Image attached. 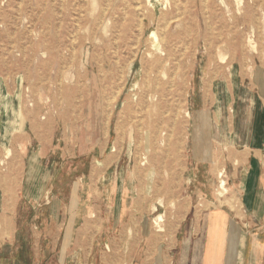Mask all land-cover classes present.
<instances>
[{
	"label": "rangeland",
	"instance_id": "rangeland-1",
	"mask_svg": "<svg viewBox=\"0 0 264 264\" xmlns=\"http://www.w3.org/2000/svg\"><path fill=\"white\" fill-rule=\"evenodd\" d=\"M193 1L0 0V264H202L217 213L250 262L264 0Z\"/></svg>",
	"mask_w": 264,
	"mask_h": 264
},
{
	"label": "crops",
	"instance_id": "crops-1",
	"mask_svg": "<svg viewBox=\"0 0 264 264\" xmlns=\"http://www.w3.org/2000/svg\"><path fill=\"white\" fill-rule=\"evenodd\" d=\"M263 111V110H262ZM247 113V112H246ZM264 113V112H263ZM238 117V116H237ZM263 116L261 114H256L255 111H249L247 116H242L239 118V123H244V126L241 130L237 129L235 143H244L245 150H247L250 161H249V169L247 170V180H246V187L253 188L254 184L252 183L256 177V183L261 180V175L264 174L263 167H264V144L263 146H256V142L254 139V129L260 125V119ZM234 143V142H233ZM258 175V179H257ZM259 185V184H258ZM257 185V186H258ZM258 191L255 195V200L253 202L254 207L257 206ZM262 193V192H261ZM257 201V202H256ZM256 202V203H255ZM215 218L219 220L215 223H210L206 227V234H207V241L205 247L203 249L204 256L202 264H225L224 257L226 253V248L228 246L229 237L225 233V225L221 221L223 216L220 213L215 214ZM240 238L237 237L235 244V253L233 254V263L237 264L238 259L241 257V249H242V242H240ZM247 248H250L253 252L252 254L246 255V258H249L248 264H263L264 263V241L254 240L250 241L247 244ZM250 251V252H251Z\"/></svg>",
	"mask_w": 264,
	"mask_h": 264
},
{
	"label": "bare ground",
	"instance_id": "bare-ground-1",
	"mask_svg": "<svg viewBox=\"0 0 264 264\" xmlns=\"http://www.w3.org/2000/svg\"><path fill=\"white\" fill-rule=\"evenodd\" d=\"M195 1H198V0H195ZM195 1H193L194 3H195ZM236 2H237V5H239L240 4V0H236ZM138 3H139V1H138ZM223 4H225V5H227V7H228V4L230 5V1L229 0H223V2H222ZM228 3V4H227ZM136 8V7H135ZM248 9V8H247ZM252 13V12H251ZM145 18H147V16H143V20L145 19ZM256 19V17H252V20H255ZM168 24V23H167ZM140 27V26H139ZM166 27V26H165ZM140 31V30H139ZM134 32V31H133ZM151 35L153 36V39H155L156 38V36H155V31H153L152 33H151ZM137 40V39H136ZM163 41V40H162ZM251 41V40H250ZM253 46V45H252ZM254 47V46H253ZM163 54V53H162ZM164 55V58L163 57H161V58H159V62H162V61H166V60H168L169 59V55H170V51H168V52H166V53H164L163 54ZM156 62V61H155ZM186 66H187V68L189 69V67L190 66H188L187 65V63L185 64V63H183L180 67H182V69H186ZM252 70V69H251ZM4 96H3V94L2 93H0V104H1V107H5V108H7V112L8 113H10V114H15V116H17L18 114H17V111H16V109L11 105V102L10 101H7V100H4ZM246 112V111H245ZM17 114V115H16ZM188 114V113H187ZM240 114H242V113H240ZM189 116V115H188ZM244 123H240L239 125H238V129H242L244 126H242ZM135 128H137V134H140V129L138 128V126L136 127V126H134ZM242 127V128H241ZM173 128V127H172ZM159 150H161V151H163V149H159ZM156 151V150H155ZM152 155V154H151ZM152 157V156H151ZM140 159V158H139ZM138 159V160H139ZM150 158L148 157L147 158V156H145L144 157V160L145 161H143L141 164L142 165H145L147 162H148V160H149ZM222 174H223V172L221 171V172H219V176H222ZM219 188H220V190H219V193H218V195L219 196H223L224 194H225V192L227 191V188L225 187V180H223V179H221V181H220V186H219ZM132 194V193H131ZM140 194V193H139ZM165 197H167V196H165ZM163 220V216H162V214L161 215H159V217L156 219V223L157 224H159V221H162ZM155 223V224H156ZM159 228H160V230H158V231H163L164 229L161 227V226H159Z\"/></svg>",
	"mask_w": 264,
	"mask_h": 264
}]
</instances>
